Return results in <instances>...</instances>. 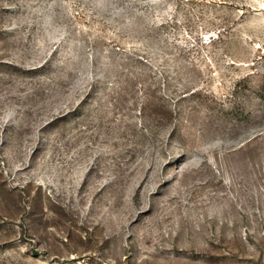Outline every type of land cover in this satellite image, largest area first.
Returning a JSON list of instances; mask_svg holds the SVG:
<instances>
[{
    "label": "rangeland",
    "instance_id": "1",
    "mask_svg": "<svg viewBox=\"0 0 264 264\" xmlns=\"http://www.w3.org/2000/svg\"><path fill=\"white\" fill-rule=\"evenodd\" d=\"M0 264H264V0H0Z\"/></svg>",
    "mask_w": 264,
    "mask_h": 264
}]
</instances>
